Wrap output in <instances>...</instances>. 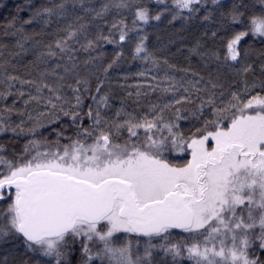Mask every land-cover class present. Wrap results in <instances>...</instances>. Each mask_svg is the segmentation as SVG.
I'll use <instances>...</instances> for the list:
<instances>
[{
	"label": "snow or ice",
	"instance_id": "snow-or-ice-1",
	"mask_svg": "<svg viewBox=\"0 0 264 264\" xmlns=\"http://www.w3.org/2000/svg\"><path fill=\"white\" fill-rule=\"evenodd\" d=\"M219 2L212 0L213 4ZM88 4L91 0H61L51 7L37 8L33 18L23 23L31 24L40 18L48 26L53 16L64 19L77 7L93 14V19L103 18L112 7H135L132 28H128L123 18L111 25L118 30L119 42L123 43L131 41L129 34L136 30L138 21L148 24L150 20L161 19V14L152 15L135 0H111L99 9ZM173 4L191 13L199 11L196 6L201 0H173ZM240 7L233 4L231 19L234 24L246 27L234 32L227 41L225 56L226 61L237 65L248 55L247 49L239 47L241 42L249 35L264 38V10L245 21ZM83 19L79 15L74 17V21ZM74 21L58 28L55 33L58 38L53 42H35L42 49L37 54L40 63L59 59L66 60L64 64L43 69L38 79L6 77L9 82L19 81L34 89L35 94H28L25 105L35 101L48 111L33 116L13 107L0 108V135H42L38 129L46 126L44 118H48L49 124L56 123L61 113L70 118L75 131L66 136L64 128L53 129L54 141L30 139L21 153L12 158L3 155L6 149L0 144V242L22 237L26 253L44 258L36 264H156L157 248L174 262L187 259L191 264H264V95L248 98L247 82L242 92L230 94L227 103L216 104L215 93L210 94L192 116L199 120L207 105L212 109V118L204 120L202 127H196L186 137L176 122L185 118L179 115L182 109H175L173 120L166 121L163 113L176 105L192 103L191 90L201 92L197 85L204 77L195 81L177 80L165 71L158 83L148 85L153 92L159 89L162 102L149 105L143 115L123 108L111 117L102 114L100 106H108L106 95L99 100L93 96L96 109L89 106L82 115L80 86L88 81L78 73L74 45L88 51L98 41L110 44L117 41L109 38L111 32L109 36L101 33L94 40L88 39V25ZM7 27L13 28L14 24ZM23 31L19 28L11 34ZM8 34L6 31L5 35ZM33 35L41 33L26 34L22 39L27 42ZM146 39V35L138 37L135 53L160 69L159 61L147 50ZM17 46L24 49L19 40ZM119 58L117 53L103 71L107 73ZM163 63L168 69L175 67L167 60ZM60 68L65 75L57 72ZM255 70L252 64L244 63L238 72L247 74ZM150 71L146 69L138 75L144 77ZM259 71L262 77L259 85L253 83L251 87L264 92V63ZM73 73L76 87L68 85L73 92L69 99L62 92L63 82ZM49 76L56 77L55 81L49 83ZM208 84L212 89L218 86L211 79ZM12 86L10 83L9 87ZM181 89L188 95L178 96ZM96 91L100 92L99 85ZM11 94L0 92V99ZM145 94L136 92L137 97ZM17 95L25 93L18 91ZM164 96L170 98L163 101ZM14 112L21 117L19 122L12 121ZM52 113L57 114L56 119L50 118ZM85 117L90 121L86 126ZM61 139L68 143L61 144ZM42 144L47 145V150L40 151ZM187 150L190 158L183 164L173 163L166 156ZM174 234L180 238L174 241ZM142 238H146L143 249ZM154 239L163 242L154 244ZM3 264H8V257H4ZM20 264L29 261L21 259Z\"/></svg>",
	"mask_w": 264,
	"mask_h": 264
},
{
	"label": "trees",
	"instance_id": "trees-1",
	"mask_svg": "<svg viewBox=\"0 0 264 264\" xmlns=\"http://www.w3.org/2000/svg\"><path fill=\"white\" fill-rule=\"evenodd\" d=\"M61 0H0V64L4 67L0 68V92H10L6 99H0V108L13 107L15 110L31 113L37 116L39 112H46L48 109L43 104H37L35 101L25 105V100L28 99V94H35L34 89L25 84L21 85L19 81L9 82L6 77L8 75L18 76L23 80L38 79L39 72L45 68H51L56 63L64 64L66 60L53 59L48 64L40 63L37 60V54L41 48L36 46V41L44 43L53 42L58 36L55 34L58 28L64 27L66 23L74 21L76 15L84 17L83 20L74 21L76 23H84L88 25L86 35L88 39H95L97 34L109 36L110 39H115L116 44H110L106 41H98L95 46L88 51L80 48L79 44H75L77 49L75 52L76 63L79 64V75L88 81L87 85L80 86V95L83 103L81 105V114L88 111L91 106L96 109L97 103L92 99L93 96L99 100L101 96L108 97V106H100L101 113L106 116H113L116 110L123 108L126 112H134L140 116L149 110V105L160 104L161 93L159 89L152 91L148 85L156 84L159 78L162 77L165 71L168 75L174 76L177 80H197L200 76L204 79L197 85L202 91L196 93L192 89V103L176 105L172 109L164 111L163 116L166 121L175 119L176 108H181L179 115L182 118L176 121L179 125V131L187 137L196 127H202L204 120L211 119L212 109L205 105L203 115L197 120L192 116V112L203 102L206 101L210 94L215 93L216 104L227 103L232 92H242L247 82L249 86L248 98L260 94L264 95L259 87L252 88L253 83L259 85L261 74L259 71L260 65L264 63V38L254 37L249 35L239 45L240 48L247 49L248 55L244 57L242 64L237 65L236 62L225 60L227 55L226 44L234 32L243 30L246 24H234L231 19L230 10L233 4H240V11L244 12L243 20L251 15H259L264 10V3L261 0H220L219 4H213L212 0H201V4L197 12H189L187 9L179 10L173 0H163L158 3L157 0H135L136 4L146 6L152 15L161 14L159 21L150 20L148 24L138 21L136 30L130 32L131 41L119 42V33L117 29L111 28L113 22H118L122 18L125 20L128 28H132V20L134 18L135 7L132 9H116L112 7L103 18L93 19V14L84 13L79 7L75 12L71 13L64 19L53 16L50 25L45 26L40 18L33 20L31 24H24L23 21L33 18V13L37 8L51 7L54 4L60 3ZM111 0H91V4L87 6L96 7L99 9L101 4L110 3ZM209 19L205 20V16ZM175 16V19L173 17ZM46 18V17H45ZM13 23V28L7 26ZM23 28V32H17L12 35L16 29ZM8 35H5V32ZM41 33V35H33V38L24 42L22 37L26 34ZM215 33V36L213 35ZM62 35V33L60 34ZM147 36L145 45L147 50L152 54L154 59L160 63V69L153 68L150 62H145L140 59L135 53V44L139 36ZM24 43V49L17 46V41ZM81 42H84L83 36ZM196 49L194 53L192 50ZM120 54L117 63L109 69L107 73L103 71L109 63L113 61L116 54ZM213 54L219 57L215 59ZM142 55V54H141ZM136 56L137 58H133ZM90 61L85 64L84 61ZM167 60L169 64L174 65L173 69H168L163 63ZM35 62V63H33ZM244 63L252 64L256 69L252 73H240L238 69ZM146 69H152L146 76L141 77L139 72ZM183 69H188L187 72ZM60 75H65L63 69L57 70ZM198 73L193 76L192 73ZM152 77H156L153 80ZM56 77L49 76L47 81L54 82ZM76 73L66 76L63 94L69 99L72 98V88L68 85L76 87ZM217 83V88L212 89L208 84L209 80ZM100 82H103L102 84ZM12 87H9V84ZM100 86V92L96 91L97 86ZM166 86V85H161ZM187 86V85H185ZM87 87V91H85ZM18 91H23L24 96L17 95ZM146 93L139 97L136 92ZM131 93V95H129ZM223 93V96H221ZM45 95L48 93L45 91ZM177 95H188L183 92V89ZM170 97L164 96L163 101H167ZM72 103H75L72 100ZM68 106L66 105V108ZM186 109V110H185ZM56 113H52L50 118L56 119ZM21 117L13 113L11 119L13 122H19ZM27 119V116L24 117ZM30 123V122H29ZM45 127L38 129L42 135L32 137L30 135L13 136L12 133L0 135V144L4 145L6 155L12 158L13 155H19L24 145L30 139L43 140L47 138L49 142L56 139L53 129L64 128L66 136H72L75 129L71 125L69 117L59 114V119L56 123L49 124L48 118H44ZM90 123L85 117V126ZM211 130V129H209ZM127 134L125 133V136ZM61 144L68 143L66 139H61ZM47 150V145L42 144L40 151ZM190 150L180 153L174 151L166 153V156L177 164H183L189 158ZM179 235L174 234L173 240H178ZM135 239V237H133ZM146 238L141 239V249H143ZM159 239H154V244L162 243ZM4 257H8V264H20L21 259H27L29 264H36L37 260H42L38 256H33L31 253H26L24 241L21 238L9 240L8 242H0V264H3ZM154 260L156 264H191L187 259H179L174 262L171 256H166L160 249H154ZM99 264V262H97Z\"/></svg>",
	"mask_w": 264,
	"mask_h": 264
},
{
	"label": "rangeland",
	"instance_id": "rangeland-1",
	"mask_svg": "<svg viewBox=\"0 0 264 264\" xmlns=\"http://www.w3.org/2000/svg\"><path fill=\"white\" fill-rule=\"evenodd\" d=\"M214 143V142H213ZM189 158H190V154H189Z\"/></svg>",
	"mask_w": 264,
	"mask_h": 264
},
{
	"label": "water",
	"instance_id": "water-1",
	"mask_svg": "<svg viewBox=\"0 0 264 264\" xmlns=\"http://www.w3.org/2000/svg\"><path fill=\"white\" fill-rule=\"evenodd\" d=\"M21 239H23L22 237H21ZM143 239V238H142Z\"/></svg>",
	"mask_w": 264,
	"mask_h": 264
}]
</instances>
